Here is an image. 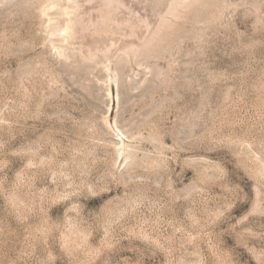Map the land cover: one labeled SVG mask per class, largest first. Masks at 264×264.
<instances>
[{"label":"rangeland","instance_id":"1","mask_svg":"<svg viewBox=\"0 0 264 264\" xmlns=\"http://www.w3.org/2000/svg\"><path fill=\"white\" fill-rule=\"evenodd\" d=\"M43 1L0 0V264H264V0H185L112 98ZM80 1L77 35L150 29L146 3Z\"/></svg>","mask_w":264,"mask_h":264},{"label":"bare ground","instance_id":"2","mask_svg":"<svg viewBox=\"0 0 264 264\" xmlns=\"http://www.w3.org/2000/svg\"><path fill=\"white\" fill-rule=\"evenodd\" d=\"M127 1L131 3L133 0H127ZM135 1L140 2V3H146L147 5L145 6L146 10L150 14L149 17H151L150 29L147 31L142 43H137L136 41L130 39L125 33H123V35H118L116 34V32L112 33L111 27L109 26L103 31V33L97 32V33L89 34V35H77V31L75 29L76 23L82 12L81 6H80V2H81L80 0H44L41 4L40 11L43 16H46L45 31L50 39V44H51L52 49L55 51V53L59 57L61 56L66 59L67 58L70 59V57L73 56V54L75 53V52L73 53L72 51L77 50L81 57L85 58L86 60L87 59L92 60L95 66L101 65L102 71H105L104 73L105 75H103L104 76L103 78L101 79L99 78L100 80L99 82L102 81L104 84L107 85L106 91H107V95L110 98L113 97L111 83L114 82V84H117V82L119 81L120 73H122L117 68L118 66L117 63H119L118 61L124 60L128 63L133 62L137 66H140V67L143 66L144 65L143 59L140 57L144 52V48L147 47V45H149L150 41L154 38L156 34H158L160 29L164 27L165 23L171 17L175 15L178 9V6H181L185 2V0H135ZM118 13L121 14V12H118ZM112 21H119V19L114 17L112 18ZM75 45H77V47H75ZM142 68H145V66ZM116 87L117 86L115 85V89ZM116 91H115V96H116ZM109 103L111 106V102ZM111 107H109V111L111 110ZM109 111L107 114L102 116V119L104 123L108 126V128L114 130L115 131L114 133H116V135L120 138L119 142L117 143L114 142L116 143V146H117V153L119 156L124 155V160H127V158L129 157L127 155V152H129L128 149L134 143L130 145L124 139L125 136H127V139H128V135L123 131L124 130L123 128L125 127L119 128L117 120H114L113 121L114 123L111 122ZM133 124L135 125L136 123H133ZM136 127L138 128L139 126L136 125ZM137 132L139 133L140 130ZM137 149L138 148H136L135 151H137ZM116 154H115V158L117 156ZM134 159L135 158H133V160ZM124 160L123 161L121 160L123 164H124ZM129 163H130V160L127 163L128 165L127 164L125 165H127L128 167L134 166V165L133 166L129 165ZM134 163H136V161ZM130 164H132V162ZM127 166L125 167L128 168Z\"/></svg>","mask_w":264,"mask_h":264}]
</instances>
